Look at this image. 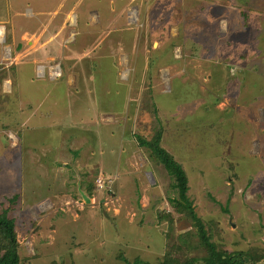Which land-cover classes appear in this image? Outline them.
Wrapping results in <instances>:
<instances>
[{"label": "rangeland", "instance_id": "374dc122", "mask_svg": "<svg viewBox=\"0 0 264 264\" xmlns=\"http://www.w3.org/2000/svg\"><path fill=\"white\" fill-rule=\"evenodd\" d=\"M196 1L207 13L216 9L217 26L224 17L232 29L249 19L239 13L240 1L264 8V0ZM21 3L33 10L45 0ZM138 4L131 3L126 17L139 31ZM6 6L0 2V212L16 221L21 264H124L121 255L131 263L160 264L167 252L181 260L205 253L185 246L186 234L197 229L170 202L178 198L175 176L142 145L141 139L152 141L159 132L161 145L186 172L188 197L213 241L225 251L264 255V86L258 107L243 110L244 121L240 114L238 121L224 115L229 104L217 111L204 107L195 83L180 90L174 83V92L162 94L152 84L120 83L110 65L99 78L94 68L91 87L68 92L62 85L68 54L56 47L54 29L23 34ZM136 8L139 20L131 21ZM60 36L65 45L68 35ZM186 36L183 31V42ZM237 38L236 29L222 39ZM237 44L243 56L246 47ZM159 45L152 42L149 49ZM140 47L136 51L146 49ZM43 66L45 76L38 74Z\"/></svg>", "mask_w": 264, "mask_h": 264}, {"label": "crops", "instance_id": "0c3cea01", "mask_svg": "<svg viewBox=\"0 0 264 264\" xmlns=\"http://www.w3.org/2000/svg\"><path fill=\"white\" fill-rule=\"evenodd\" d=\"M6 2L9 4L6 10L14 18V23L25 28L23 34L36 35V29L43 26L54 29L50 33L58 40L59 45L56 44V47L68 54L63 61L67 77L62 80V85L68 92L91 87L95 70L98 69L96 74L99 78L102 71L110 65L116 70L120 83L130 87L140 82L152 84L162 94L166 91L172 93L177 88L180 90L195 83L204 107L212 106L217 111L216 108L220 105L229 104L224 112L226 117L230 115L237 119L236 115L240 114L238 117L244 121V111L258 107L257 98L262 95L259 92L264 86V34L261 32V24L264 27V8L259 3L256 7L248 8L247 3L240 1L238 11L247 13L249 19L241 15L243 21L232 29L224 17L219 18L217 26L214 20L216 9L207 13L199 3L194 4L193 0H139L143 29L138 31L129 27L126 17L134 0H45V4L37 6L36 9L33 4V10L23 8L21 0ZM20 13L25 17L20 20L24 25L18 21ZM236 29L238 40L228 43L222 39ZM183 31L187 35V42L180 38ZM64 33L68 35L65 45L60 36ZM168 33L171 34L170 40H167ZM23 38L20 41L25 46ZM166 41L175 45L174 48ZM238 41L241 43V50L242 45L246 47L243 56L240 48L236 50ZM152 42L155 46L163 44V47L160 49L159 45L151 51L149 46ZM248 42L252 43L253 49H248ZM211 43L215 46L209 48ZM188 45L190 47L187 49ZM139 46L146 49L138 52L136 49ZM210 50L213 55L208 53ZM70 53L76 55L72 56ZM78 55L80 58H75ZM79 60L82 62L79 63ZM72 62L76 64L75 67ZM61 65L59 67L62 72ZM141 65L142 69L138 70ZM139 75L141 78H137ZM85 76L87 79L84 81ZM236 80L240 82L237 87ZM164 82L169 84V89H164ZM50 84L51 89L57 87L55 81ZM172 84L175 86L174 91ZM232 90L237 91L236 95H232L233 99L229 94ZM227 95L232 99L231 103H226ZM127 96L128 94L124 107L129 104ZM153 102L157 106L156 95ZM235 108H238L236 112ZM114 117L111 115L110 121H114Z\"/></svg>", "mask_w": 264, "mask_h": 264}, {"label": "trees", "instance_id": "16d2710c", "mask_svg": "<svg viewBox=\"0 0 264 264\" xmlns=\"http://www.w3.org/2000/svg\"><path fill=\"white\" fill-rule=\"evenodd\" d=\"M142 140V145L151 149L154 158L167 166L175 176L173 189L178 191V198H170L173 208L187 221L191 222L197 230L186 234L185 246L193 247L194 251L205 250L198 256H190L185 260L174 257L171 252L165 254V260L160 264H264V255L245 251H225L213 241V234L205 229L203 222L194 210L192 201L188 197V178L182 166L162 145V132L152 140ZM169 219V215H167ZM16 221L9 217L8 211L0 212V264H21L19 244L15 230ZM170 251H174L171 249ZM120 259L124 264H154L140 258L130 262L123 255Z\"/></svg>", "mask_w": 264, "mask_h": 264}, {"label": "built area", "instance_id": "2783aa9c", "mask_svg": "<svg viewBox=\"0 0 264 264\" xmlns=\"http://www.w3.org/2000/svg\"><path fill=\"white\" fill-rule=\"evenodd\" d=\"M137 9V8H136ZM137 13V14H136ZM131 18H132V20L131 21H138L139 20V15H138V9L137 10H134L133 12H132V14H131ZM134 25H136V24H134ZM44 66L41 68L40 67V71L38 70V74H41V75H43V76H45V74H44ZM53 71V73L55 72L54 70H52ZM41 72V73H40ZM56 74H57V72H56ZM53 76V75H52ZM55 76V75H54Z\"/></svg>", "mask_w": 264, "mask_h": 264}, {"label": "water", "instance_id": "95a60500", "mask_svg": "<svg viewBox=\"0 0 264 264\" xmlns=\"http://www.w3.org/2000/svg\"><path fill=\"white\" fill-rule=\"evenodd\" d=\"M85 199H86L87 202H90V200L87 197H85Z\"/></svg>", "mask_w": 264, "mask_h": 264}]
</instances>
